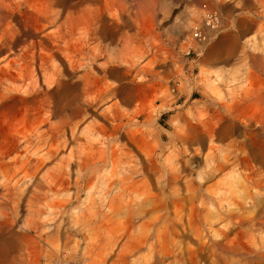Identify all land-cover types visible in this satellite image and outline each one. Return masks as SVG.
I'll list each match as a JSON object with an SVG mask.
<instances>
[{
  "label": "rangeland",
  "instance_id": "1",
  "mask_svg": "<svg viewBox=\"0 0 264 264\" xmlns=\"http://www.w3.org/2000/svg\"><path fill=\"white\" fill-rule=\"evenodd\" d=\"M12 3L20 12L12 20L15 29L22 24L37 30L42 16L53 11L63 13V21L69 14L79 19L77 35L67 39L70 56L71 45L78 44L82 33L97 21L104 22L110 37L104 45L112 59L104 82L96 83L91 75L93 84L86 95L76 91L83 88L80 81L77 89L67 90L66 104H74L65 107L67 112L77 107L81 134L59 158L85 163L79 182L71 174L70 185L55 193L43 185L36 187L41 174L36 176L30 163L48 149L36 150L34 139L24 148L25 140L32 139L37 103L17 97L0 105V264L261 262L249 252L264 255V227L259 225L263 219L258 215L263 211L258 203L264 197V167L254 160L242 161L252 149L244 146L248 134L258 128L253 121L245 129L240 121L264 116V0ZM207 11L219 16L215 31L206 27ZM195 27L204 28L211 38L204 50L194 41ZM56 28L49 26L43 34H54ZM123 31L130 36L125 45L120 39ZM38 39L39 35L33 38ZM152 40L162 45L157 56L149 52ZM46 44L52 48L50 41ZM54 55L53 64L62 71L66 85L85 74L81 67L71 73L65 55ZM137 61L147 69L145 74L131 70ZM86 64L97 76L103 75ZM152 70L158 80L152 81ZM105 85L116 89V95L104 99ZM218 120L216 137L209 143L208 134ZM236 156L240 163L217 169L224 158ZM56 163L58 159L50 166ZM19 179L25 192L9 200L6 185ZM230 215L236 216L226 219ZM226 233L237 241L238 252L234 247L221 253L213 248V239L219 242ZM259 247L263 251L257 252Z\"/></svg>",
  "mask_w": 264,
  "mask_h": 264
},
{
  "label": "bare ground",
  "instance_id": "2",
  "mask_svg": "<svg viewBox=\"0 0 264 264\" xmlns=\"http://www.w3.org/2000/svg\"><path fill=\"white\" fill-rule=\"evenodd\" d=\"M107 1L108 0H106V2ZM22 4L23 3L18 4L17 6L21 7ZM109 11L110 10H108V12ZM62 15H63V13H60L58 11H53L49 15L47 14L44 17L42 16L40 27L37 30H29L27 28V26H23L22 24H20L22 26L21 29H15L11 24H12L13 19L19 18V16H20L19 10L13 6L12 0H0V105H5L8 102H13L17 97H21V98H25V99H32L33 101H35L37 103L38 110H37V113L35 115V128H34V132L32 134V139L29 138V139L25 140L24 148L28 149L29 146H31V143L34 139L36 141V145H35L36 150L38 149L41 152H43L45 149H48L42 155L40 153L39 155H41V156H39V157H38V155H35L36 158H34V160H31L30 163L33 164V167H34L33 169L35 170L34 171L35 175L40 176V174H41V177H40L41 181H39V183L36 184V187H41L42 185L46 186L47 192H49V193L50 192L55 193L56 191H59V189L62 188L65 184H66V186H67V184L69 186L70 185L69 183L71 181L70 178L72 176L71 174L75 173L74 174L76 177L75 182L78 183L79 179L81 177V172H80L81 168H83V165L85 163L81 159H79L77 161H72L71 158H69L68 160L64 159L62 157L59 158L61 152L64 151L66 148H68L70 146V143L75 142V140L78 139L79 134H81L80 130H79L80 129V127H79L80 121L78 120L79 118L77 117L78 116L77 115V112H78L77 107L71 109L70 112H67V108L69 105V104L68 105L66 104L68 101L65 100L66 99L65 96L68 93L67 90L70 87L77 89V88H75V86H76L75 84L79 85L81 82V83H83V88H79L76 91L81 90L82 95L83 94L86 95L87 91L90 89V87L93 84L92 81L89 80L91 75L95 76L96 79H98V80H96L97 81L96 83L104 82L106 79V74H107L108 69L110 67L109 63L112 59L111 53L108 52L107 46L104 45V42L110 38L109 37V28L102 21H97L95 24H93L95 26V27H93V29L89 28V29L85 30L82 33L83 34L82 39L77 40L78 38L77 39L75 38V42L77 40L78 44L76 46L74 45L75 47H72V45H71V49L74 48V53H73L74 55L72 54L73 56H70L71 54L70 55L66 54V52L69 50L67 48V46L69 44L68 40H70V38H71V40L74 39V36L77 35L76 32L79 29L80 24H78V22H77V20H79V19L74 18L73 15H71V14L66 15L67 17L64 18V21L61 19V18H63ZM60 20H62L63 22L59 24ZM99 23L101 24V26H98ZM49 26L57 27L56 29H58V31L56 30L57 32L54 34H43L44 29L46 30V28ZM123 27L128 28L129 24L128 23L124 24ZM80 30H81V28H80ZM40 33H41V36H40ZM35 35H39V39L36 41L33 40ZM120 37H121L120 38L121 41L124 42V45L130 41V36H128V33L125 31H123L121 33ZM49 41L52 44L51 49L46 44ZM76 43H74V44H76ZM69 47H70V45H69ZM161 50H162L161 43L160 42L158 43V42L152 40L151 43L149 44V52L154 53L152 55L157 56V53L160 52ZM57 52H60V53L65 55V58L68 60V63H67L68 69L70 70L71 73L77 71L78 67H81V68L85 69V74L82 77H79V79H77L76 81L66 85V83L64 82V80L62 78V74H63L62 71L59 68L57 69L58 66L56 65L57 66L56 67L54 65L55 63L53 62V59L55 56L54 53H57ZM109 57H110V59H109ZM103 58H106L105 62L103 64H98V62ZM86 61H88L89 63H91V65H93L94 67L99 69V71H101V73L103 75L97 76L92 71V67L90 68L86 64ZM130 67H131V70L137 71L140 74H145L147 72L146 68L140 67V64L138 61L136 63H132L130 65ZM150 75H151V79H153L152 81L158 80V73L155 72L154 70H152L150 72ZM105 86H106L105 92L103 93L104 99H105V97H113L116 95V93H115L116 89L110 87L109 85H105ZM77 99H78L77 96H75V99L73 98L72 100H74V102H75V100H77ZM69 102H71V100ZM73 104H71V105L73 106ZM65 105H67V108L65 107ZM71 105H69V106H71ZM259 110H260V108H259ZM263 113H264V111H263ZM54 119H57V121L55 122ZM253 121L256 124L258 129L256 131L248 134L249 140L247 139L248 141H246L247 143H245L244 146L245 145L250 146L252 149H250L251 153L249 152L247 154H244V155H246V157L244 160L242 158V161L247 162V160H254V161H257L260 165H262L264 167V116H262L258 119L255 118L252 121H245V122L240 121V122H241V125L245 129H248L252 124L251 122H253ZM219 124H220V120H218L217 122H215L213 124V126H212V128L208 134L209 143H212L214 140V137H216L217 127ZM250 141H253L254 143L251 142V144H248V142H250ZM213 149H214L213 146H210L209 152L213 151ZM242 152L245 153L246 151H244V149H242ZM206 157H208V156H206ZM230 157H232V156H230ZM236 158H237V156H236ZM57 159H58V163H56L54 167H51L50 166L51 163ZM239 161H240V158L229 159V157H226V158H224L223 163L221 162V164L218 165L217 169L219 171H224V170L228 169L229 167H231L232 165H236ZM72 167L76 168L74 170L75 172L74 171L72 172V169H73ZM218 170H216V171H218ZM73 178H72V180H73ZM21 181L22 180L19 179V180L14 181L10 185L9 184L6 185L8 194H10V197H8V194H6V197L9 200H12L13 198L22 197L23 193L25 192V189L21 190L22 189L20 186ZM261 199L262 200L259 201L258 204H261V206L263 205V211H261L262 213L261 214L259 213L258 215L261 216L260 219L261 220L263 219V221L260 222L259 225L264 227V197H262ZM198 212H200V211H198ZM201 212H202V210H201ZM232 215H230L229 217H226V219L232 220L234 218V216H236V215H234V216H232ZM223 216L224 215H222V217L221 216L220 217L222 218L223 221H225L224 220L225 217L223 218ZM199 218H200V216H199ZM238 218L239 217H237V219ZM237 219L235 220V222L237 221ZM212 220H210V221H212ZM222 220H220V221L223 222ZM256 220H257V218H256ZM242 221H240L239 223H241ZM213 222L214 221H212V223ZM232 222H231V224H232ZM212 223L210 222V225ZM228 223H230V222H228ZM251 223H253V222H251ZM236 225H239V224L236 223ZM233 226H235V224ZM255 226H257V225H255ZM255 226H252V227H255ZM239 227H240V225H239ZM241 227H243V224ZM205 228H206V226H205ZM208 228H211V226ZM257 228H258V226H257ZM257 228H256V230H257ZM220 230L221 229H219V232H220ZM247 230H245V231H247ZM211 231H213V233H214V230H211ZM219 232H215V233H218V235H219ZM230 232H232V231H230ZM224 233H225V231H224ZM247 233H249V232H247ZM240 234L242 235L243 233L240 232ZM245 234H246V232H245ZM216 237H217V235H216ZM230 237H232V236H230ZM220 238H219V240H220ZM204 239H203V241L206 240V239L205 240ZM216 239L217 238H215V242L213 239L212 245H215L213 248L218 247L220 249L219 253H221L220 251L223 249L225 250V252H226V250L227 251H234L233 247L238 248V246H239L236 243L237 241L231 240L232 238L230 239L229 236L227 235V233L224 234V236L221 238V241L216 242ZM253 239H256V238H253ZM253 239H251V240H253ZM200 241H201V239H200ZM206 242H209V241H206ZM201 243L203 244V242H201ZM250 243H249V246L251 245ZM246 244H248V243H246ZM262 244L264 245V243H262ZM205 246H206V244H205ZM210 247L211 246H209L208 248H210ZM218 248H217V250H218ZM261 248H263V246ZM239 249H240V247H239ZM255 249L256 248H254V250ZM259 249H260V247L257 249V252ZM238 250L236 252H238ZM210 251L212 252V250H210ZM216 251H214V253ZM261 251H263V249ZM229 253H232V252H229ZM215 254H218V253H215ZM261 254H263V252H261ZM250 255H252L254 258H257V260L259 259V261L261 260V262H258V264H264V255L263 256L257 255L255 253H253L252 251L249 252V257H250ZM231 256H232V254H231ZM239 256H240V254H239ZM221 257L223 258L222 254H221ZM241 257H242V253H241ZM213 258H215V257H213ZM227 258H226V261H227ZM244 258H247V257H244ZM162 259H163V256H162ZM163 260H165V259H163ZM215 260H218V259H215ZM149 261L147 262V264L149 263ZM156 261L158 262L157 259H156ZM138 263L139 262H137V264ZM214 263H216V261H214ZM217 263H218V261H217ZM157 264H160V263H157ZM227 264H229V262Z\"/></svg>",
  "mask_w": 264,
  "mask_h": 264
},
{
  "label": "built area",
  "instance_id": "3",
  "mask_svg": "<svg viewBox=\"0 0 264 264\" xmlns=\"http://www.w3.org/2000/svg\"><path fill=\"white\" fill-rule=\"evenodd\" d=\"M205 24L207 29L215 31L219 27V16L215 12L207 11L205 14ZM194 41L199 42L201 50H204L211 38L208 36L206 30L202 27H195L193 30Z\"/></svg>",
  "mask_w": 264,
  "mask_h": 264
}]
</instances>
